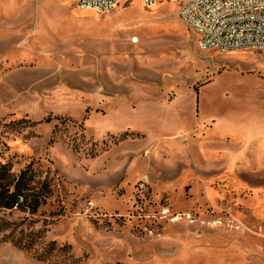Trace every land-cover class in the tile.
<instances>
[{
	"label": "rangeland",
	"instance_id": "374dc122",
	"mask_svg": "<svg viewBox=\"0 0 264 264\" xmlns=\"http://www.w3.org/2000/svg\"><path fill=\"white\" fill-rule=\"evenodd\" d=\"M182 2L0 0V162L51 182L0 264H264V49L201 50Z\"/></svg>",
	"mask_w": 264,
	"mask_h": 264
},
{
	"label": "built area",
	"instance_id": "2783aa9c",
	"mask_svg": "<svg viewBox=\"0 0 264 264\" xmlns=\"http://www.w3.org/2000/svg\"><path fill=\"white\" fill-rule=\"evenodd\" d=\"M81 10L106 13L133 0H76ZM150 7L159 0H139ZM178 17L196 34L201 50L222 53L264 49V0H183ZM133 44L139 38H130Z\"/></svg>",
	"mask_w": 264,
	"mask_h": 264
},
{
	"label": "trees",
	"instance_id": "16d2710c",
	"mask_svg": "<svg viewBox=\"0 0 264 264\" xmlns=\"http://www.w3.org/2000/svg\"><path fill=\"white\" fill-rule=\"evenodd\" d=\"M51 197V182L40 180L30 166L12 174L10 164L0 162V211L19 210L36 214ZM27 249V248H25Z\"/></svg>",
	"mask_w": 264,
	"mask_h": 264
},
{
	"label": "bare ground",
	"instance_id": "6f19581e",
	"mask_svg": "<svg viewBox=\"0 0 264 264\" xmlns=\"http://www.w3.org/2000/svg\"><path fill=\"white\" fill-rule=\"evenodd\" d=\"M158 4H159V3H158ZM153 5H155V4H153ZM153 5H152V6H153ZM156 6H157V5H156ZM151 9H152V8H151ZM86 15L89 16L88 14H86ZM83 16H84V15H83ZM84 17H85V16H84ZM84 17H83V18H84ZM89 17H92V16H89ZM234 179H235V178H234Z\"/></svg>",
	"mask_w": 264,
	"mask_h": 264
}]
</instances>
